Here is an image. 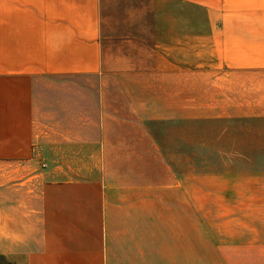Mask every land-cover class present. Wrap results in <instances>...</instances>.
<instances>
[{
    "label": "crops",
    "instance_id": "1",
    "mask_svg": "<svg viewBox=\"0 0 264 264\" xmlns=\"http://www.w3.org/2000/svg\"><path fill=\"white\" fill-rule=\"evenodd\" d=\"M214 7L217 16L194 19L203 30L198 45L220 41L213 120L217 128L223 116L264 123V0ZM190 8L189 0H0V255L7 262L190 264L183 209L172 236L165 225L159 230L155 173L145 181L141 170L109 175L105 157L157 150L135 142L147 135L141 128L115 122L126 118L112 107L117 97L145 119L188 122ZM237 41L249 48L244 66L232 61ZM95 72L101 97L92 79L78 80ZM238 72H245L243 94ZM110 73L117 79H106ZM158 89L146 109L138 97Z\"/></svg>",
    "mask_w": 264,
    "mask_h": 264
},
{
    "label": "rangeland",
    "instance_id": "2",
    "mask_svg": "<svg viewBox=\"0 0 264 264\" xmlns=\"http://www.w3.org/2000/svg\"><path fill=\"white\" fill-rule=\"evenodd\" d=\"M189 1L190 118L188 122L185 119H145L144 113L133 109L134 105L125 104L127 98L117 97L120 103L112 107L126 118H117L115 122L125 123L127 126L121 128L125 131L141 128L147 135L141 140L135 137V142H149L152 147L155 143L157 150L106 152V159H110L107 170L109 175L123 177L141 170L142 181L149 179L150 170L152 176L155 173L159 193V230L165 225L172 236L183 209L190 264H264V123L248 119L246 126V120L225 121L223 116L217 128L213 120V75L219 76L220 72L214 73L215 64L219 63V56L214 54L217 53L214 42L219 45L220 41L206 38L207 45H198L204 41L201 38L203 30L199 29L201 23L197 24L194 19L198 13L200 17L205 13L207 19L217 16L219 9L214 4L221 0ZM202 2L204 12L198 5ZM206 27H213V24H206ZM237 43V54L231 56L232 61L244 66L250 57L246 56L249 48L243 50L239 47L243 41ZM206 68L210 73L197 71ZM117 75L110 73L106 79L116 80ZM118 77L122 79L120 75ZM84 79L94 81V95L101 97L99 74L95 72L92 77L79 73L78 80ZM237 81V90L243 94L241 84H245V72H238ZM113 90L118 92L120 89ZM157 93L152 98L149 93H143L138 101L143 99V106L148 109L150 99L159 100L160 89ZM240 100L244 103V97L240 96ZM244 108V104H238L237 115H243ZM230 131L233 135L227 134ZM245 131H254V134L245 136ZM155 161L157 167L150 165L149 168V163ZM230 164L231 170L228 168ZM93 171L94 168L89 174ZM77 173L85 174V170H77ZM0 264L10 263L0 255Z\"/></svg>",
    "mask_w": 264,
    "mask_h": 264
}]
</instances>
